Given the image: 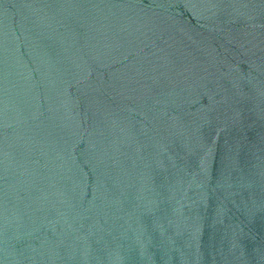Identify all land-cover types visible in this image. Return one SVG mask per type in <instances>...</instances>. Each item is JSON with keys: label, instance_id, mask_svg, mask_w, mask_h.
Segmentation results:
<instances>
[{"label": "water", "instance_id": "water-1", "mask_svg": "<svg viewBox=\"0 0 264 264\" xmlns=\"http://www.w3.org/2000/svg\"><path fill=\"white\" fill-rule=\"evenodd\" d=\"M0 264H264V0H0Z\"/></svg>", "mask_w": 264, "mask_h": 264}]
</instances>
